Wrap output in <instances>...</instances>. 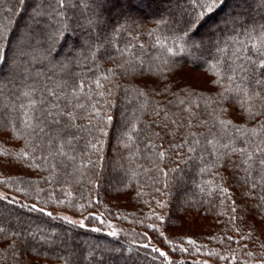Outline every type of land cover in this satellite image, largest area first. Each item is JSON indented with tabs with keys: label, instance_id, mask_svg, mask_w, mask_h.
I'll list each match as a JSON object with an SVG mask.
<instances>
[{
	"label": "trees",
	"instance_id": "16d2710c",
	"mask_svg": "<svg viewBox=\"0 0 264 264\" xmlns=\"http://www.w3.org/2000/svg\"><path fill=\"white\" fill-rule=\"evenodd\" d=\"M118 1L89 13L79 0H0V25L12 29L0 61V186L16 195L0 194V264H264V71L244 58L259 59L244 48L264 40V6L224 0L193 28L201 8L191 0ZM58 10L72 30L33 59L36 37L57 33ZM89 15L85 30L77 20ZM218 47L225 65L248 64L251 99L228 91L239 81L215 63ZM26 91L43 121L35 130L19 107ZM59 111L91 130L66 116L50 123ZM68 135L80 137L74 162L58 154ZM106 221L138 235L113 237Z\"/></svg>",
	"mask_w": 264,
	"mask_h": 264
},
{
	"label": "snow or ice",
	"instance_id": "6c2138e0",
	"mask_svg": "<svg viewBox=\"0 0 264 264\" xmlns=\"http://www.w3.org/2000/svg\"><path fill=\"white\" fill-rule=\"evenodd\" d=\"M260 2L262 4V6H264V0H260ZM18 3L23 4V3H25V0H18ZM52 3H55L57 5V9H63V8L72 6V0H52ZM191 3L196 5V7L201 8V11L197 15L196 22L192 25V27L195 28L196 26H198V24L206 16L213 13L220 6H222V4L224 3V0H191ZM79 5L82 9H85L90 13L92 11L93 5L98 6V0H79ZM193 11H195V8L193 9ZM56 15L59 18L58 23H57V33L58 34L57 33H47V34L42 33V34L38 35L36 37V45L33 48V51L31 53V56L33 59H35V53L37 50H39L41 52L40 59H48L47 55L44 54L45 50L40 47L42 41H44V40L49 41L50 45H53V46H50V48L47 49V51H53L54 50V42L58 41L60 36H64L69 31L72 30V27H71V19L72 18L69 17L66 12L58 10V11H56ZM81 15L83 16V12ZM161 22L162 21H157V23H161ZM77 23H79L81 25V27L85 28V30H90L94 21H93L91 15H89V16H84V18L82 20H77ZM11 31H12V29L6 28L4 25H0V61H3L5 59L4 53L6 50V43H7L8 39L10 38ZM260 31L262 34H264V26H261ZM185 34H187V33H185ZM248 34L254 37L255 36V29H252L250 32H248ZM240 43L243 44V41H240ZM248 49H251V51L259 58L258 60H253L252 56H245L244 58L248 61V64H253V65L257 66L261 71H264V40H262L260 42H256V43L246 45L244 48V51L247 52ZM185 50L186 49H184L183 46L181 45L180 51H185ZM167 51H168L169 55H176L177 54L176 52H174V50L172 48H168ZM226 51H227L226 48H219V47L217 48V55L220 56V59L217 60L215 63L221 69L222 72H225V73L230 72L231 73V75L227 77L231 83H235L237 80L239 81V83H235V87H230L228 89V91L235 92L238 95L243 93L246 100L251 99V97L248 96V89L245 86L246 76H247V73L249 71L248 64H236L235 61H231V62L227 63V65H225L226 57H224L222 54L225 53ZM19 55L28 56L30 54L27 52L21 51L19 53ZM233 55H235L237 58H240V50L237 49L233 53ZM216 82H218V81H216ZM257 83H264V81H257ZM22 95L29 98V103L27 105L22 104L19 106L22 110L26 109L22 113L24 116V121H23L24 126L30 128L32 130H35L39 126V123H43V121L40 120L39 115L32 111L35 108L37 101L34 99H31V97H32L31 91H26V92L22 93ZM100 95L102 96L103 93H100ZM68 106L79 107V108L85 107L83 104L73 105L72 101L67 102L65 107H68ZM51 107L52 108H59L60 105L54 104V105H51ZM93 107H95V106H93ZM247 110L249 112H251L250 107ZM48 115L49 116H54V115L57 116V119L49 121L50 123L59 124L60 120L58 117L66 116L68 118V120L70 121V124L68 125V127L76 128L78 131H90L92 128L91 121L89 122V124L87 126L76 125L75 121L78 119V117L76 115H74L72 112H64V111H59L57 113L49 112ZM96 115L99 116V113H96ZM112 119H113L112 117H108L109 121H111ZM34 120L37 121L38 123H33ZM221 123H224V122L222 121ZM39 131L41 133H43L45 131V129L40 128ZM253 131H255V130H253ZM79 139H80L79 136L74 137V136L68 135L66 137V142L68 145V151H65L64 141H60L58 154L60 156L66 157L68 160L74 162L75 157L73 155H71V153H72V151H74V142L78 141ZM197 143H198V141H197ZM208 143L212 144L213 141H208ZM100 147H102V143H100L99 145L98 144H91V148L94 151H99ZM224 147H227V145H225ZM192 150H194V149H190V151H192ZM235 150L236 149H233V151H235ZM240 151L242 153H244V152H246V149H240ZM259 154L264 155V150H259ZM160 155H161V157L164 156L163 153H160ZM248 159H252L251 153H248ZM89 163H93V162H89ZM245 163H247V160L245 161ZM259 164L261 166H264V160H260ZM82 166L87 167L88 163H84ZM170 171L177 172L179 170L178 169H172ZM165 175L167 176V173H165ZM177 179H182V176L177 177ZM61 203H63V201H61ZM32 208L35 209L36 206L32 205ZM40 211L43 212V209H40ZM47 215L51 216L52 214L48 213ZM67 222L72 223V221H67ZM80 226L83 227V222H81ZM109 235L115 237L117 235V233L113 231ZM161 255H164V254L161 253Z\"/></svg>",
	"mask_w": 264,
	"mask_h": 264
},
{
	"label": "rangeland",
	"instance_id": "374dc122",
	"mask_svg": "<svg viewBox=\"0 0 264 264\" xmlns=\"http://www.w3.org/2000/svg\"><path fill=\"white\" fill-rule=\"evenodd\" d=\"M163 1V0H162ZM166 1V0H165ZM169 1V0H167ZM119 3V7L125 5L126 3V0H119L118 1ZM0 194L3 195V196H11V197H16V195H14L13 193L11 192H8L6 189H4L3 187L0 186ZM55 214H57L58 216L62 217L63 219L67 220V221H72V223H76V224H81V222H83V225H86L88 224V220H89V217L87 214H82V215H75V214H72V213H69L67 211H54ZM104 231L107 232V233H111V232H116L117 234H124L126 236H132L134 237V235H138L137 233H135L134 230L132 229H129L127 227H124L122 226L121 224H118V223H114V222H104ZM140 238L143 237V235L139 236ZM139 238V240H140ZM66 247L68 246L67 244L65 245ZM69 248V247H68ZM204 263H208L206 260H202Z\"/></svg>",
	"mask_w": 264,
	"mask_h": 264
}]
</instances>
